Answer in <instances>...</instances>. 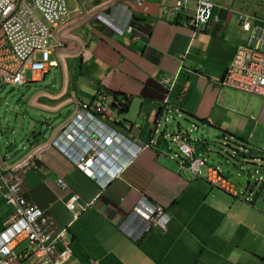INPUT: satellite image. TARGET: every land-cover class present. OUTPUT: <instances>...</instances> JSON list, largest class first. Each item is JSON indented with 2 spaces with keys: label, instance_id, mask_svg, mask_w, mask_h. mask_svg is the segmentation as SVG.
I'll return each instance as SVG.
<instances>
[{
  "label": "crops",
  "instance_id": "0c3cea01",
  "mask_svg": "<svg viewBox=\"0 0 264 264\" xmlns=\"http://www.w3.org/2000/svg\"><path fill=\"white\" fill-rule=\"evenodd\" d=\"M140 1L142 6L136 0L68 4L69 18L53 39L63 45L51 60L61 70L54 77L58 95H42L41 88L30 101L48 110L64 106L74 114L90 112L120 134L123 142L111 149L120 160L119 169L87 178L60 148L61 141L70 143L74 155L85 141L59 134L51 144L31 141L32 146L16 156L8 154L1 141L0 164L12 171L16 161L30 154L16 165L27 167L24 195L52 216L58 229H66L72 255L65 264H264V186L255 183L250 191V185L242 186L245 190L233 196L205 179L211 167L206 165L196 178L180 167L179 159L168 156L163 143H155L161 116L159 123L171 117L184 120L187 127L208 121L211 127L204 130L214 128L217 135L264 153V98L220 84L236 49L248 39L242 19L264 24V0H212L214 18L205 27L194 25L196 0L175 14L167 10L168 0ZM133 18L138 21L133 23ZM130 23L132 32H116L115 27L124 29ZM52 68L43 77L30 70L25 76L30 83H40ZM166 78L171 79L167 84ZM101 90L125 95V112L115 107L112 96L102 114L80 106L91 104ZM73 100L78 106L71 108ZM12 113L18 122L20 115ZM31 117L23 113V127ZM167 127L171 131L172 126ZM27 138L16 142L23 145ZM196 148L201 151L199 142ZM59 178L68 191L57 185ZM71 194L84 209L68 211L65 203ZM142 201L163 208L169 219L165 228L152 224L143 232L146 222L131 213ZM4 202L0 191V233L14 215V207ZM20 245L14 249L18 254L28 243L18 252ZM55 247L62 251L65 245Z\"/></svg>",
  "mask_w": 264,
  "mask_h": 264
},
{
  "label": "built area",
  "instance_id": "2783aa9c",
  "mask_svg": "<svg viewBox=\"0 0 264 264\" xmlns=\"http://www.w3.org/2000/svg\"><path fill=\"white\" fill-rule=\"evenodd\" d=\"M136 2L142 6L140 0ZM188 3L189 0H172L167 10L175 14ZM213 7L210 0H198L194 25L205 27L212 21ZM69 13L67 0H0V85L12 87L26 85L27 70L43 77L51 67L53 51L63 46L60 41L53 43L54 32L67 22ZM241 26L247 33L248 39L245 45L236 49L220 84L240 92L264 97V24L253 25L245 17ZM125 31L132 32L133 27L128 25ZM169 81L168 78L163 79L166 84ZM100 94L102 100H95L93 105L81 106L85 109L92 106L96 113H102L106 109L104 102L106 94L102 92ZM121 103L124 104L125 101ZM71 121V124L66 125L63 135L67 138L73 137L76 141L83 140L85 143L88 141L90 145L79 157L76 153L74 155L69 153L73 147L70 143L61 141L60 148L74 161L78 170L86 174L92 173L91 167L98 158L97 149L100 145L99 140L92 136L88 140L85 139V129L91 128L89 121L99 126H102V123L79 114H76ZM116 139L115 133H109L102 137L101 142L104 146L112 147ZM171 141L176 147V153L172 158L179 159L183 170L192 173L195 177H201L202 167L206 161L195 157L193 147L185 138L174 136L171 137ZM122 142L123 139L120 137L117 144ZM253 162L256 163L257 169H260L261 163H264V155ZM19 166H15L12 171H6L0 166V191L3 200L14 207V215L5 222L4 231L0 233V264H26L28 260H32V264H65L72 255L69 240L66 238V229H58L52 216L27 201L23 182V173L26 171L24 168L27 167ZM205 179L212 186L233 196L242 193L241 189H237L222 178L216 170L209 169ZM57 185L63 191L69 190L61 178L57 179ZM78 201L79 197L71 194L65 207L70 212H74L78 207L84 209L79 206ZM132 215L146 222L147 226L143 232L150 229L152 224L165 228L169 221L162 207L147 201L139 203ZM76 217L77 214L74 215V218ZM24 241H28V247L23 253H16L15 247ZM56 243L64 244L65 248L58 251L55 247ZM90 264L100 263L92 260Z\"/></svg>",
  "mask_w": 264,
  "mask_h": 264
},
{
  "label": "rangeland",
  "instance_id": "374dc122",
  "mask_svg": "<svg viewBox=\"0 0 264 264\" xmlns=\"http://www.w3.org/2000/svg\"><path fill=\"white\" fill-rule=\"evenodd\" d=\"M76 1V0H75ZM198 1V0H196ZM74 2V0H67V4H70ZM169 3H172V0H168ZM210 2L213 4L212 0H210ZM69 5V6H70ZM214 5V4H213ZM214 10V7H213ZM245 18V17H244ZM243 18V19H244ZM242 19V20H243ZM242 22V21H241ZM210 23V22H209ZM116 32L122 34L124 32V29H120L118 27H115ZM56 59L55 54H53V56H51V60ZM51 67L52 68L50 70V72L48 73L47 77L45 79H43L40 83H30L28 80L29 78L27 76L26 80L29 82L27 83V85L24 86H15L12 87L11 85H3L0 88V100H2L1 106H0V117H2L4 120L8 119V117L11 116V127H15L17 124L15 123L17 120L15 119V114L12 113V110H21L23 108V97L24 99L29 100L31 98L32 95H34L35 93H37L42 87H45L47 85H49V83H51L54 80V77L56 75V72H61L60 67L57 65L56 62L51 61ZM48 68V70L50 69ZM47 70V71H48ZM44 76V74H43ZM58 81L60 82V78L58 79ZM58 84L56 83L55 85H53L51 93L53 95V97L57 96L58 94H55V90L57 89ZM230 88V87H229ZM232 89V88H231ZM10 90H12V92L10 93ZM114 92V91H113ZM118 93V92H117ZM110 95L109 93L107 94V98ZM261 97V96H260ZM264 98V97H262ZM95 100H102V94L97 93L94 96ZM107 100V99H106ZM121 101L126 100L124 97H120ZM105 102V101H104ZM78 106V103L76 100L71 101V108L72 107H76ZM67 107H64L60 110L59 113H54V114H47V118L49 119L48 121V126L45 128V131L42 135V137L39 139V143H44L49 139V136L53 133V131L55 130L54 128L57 127L59 124H61L64 119H65V114L67 113L68 115L71 114V109L70 111H67ZM106 111V110H105ZM105 111H103L102 113H104ZM15 113V112H14ZM101 113V114H102ZM125 115V114H122ZM70 120H72L71 117ZM166 118V117H165ZM165 118L162 120V123L160 124V126H155V130L158 129V134H157V138L158 141H155V143L157 144V146L161 143H163L167 149V151L170 150V152L168 153L170 157H173L174 153H176V147L169 141L166 140L164 141L163 139H165V137L162 134V131L165 130V123L164 120ZM69 120V121H70ZM112 121H114L116 123V121L114 119L111 118ZM1 122V119H0ZM18 123V122H17ZM66 125H63L59 131L57 132V134L59 135H63ZM102 126L97 125L94 128H87L85 129L86 134L84 135L85 139L88 140V138L90 136H92L94 139L99 140V147L97 149L98 154V158L95 161V163L93 164V166L91 167L92 173L86 174L84 172H82L87 178L89 179H96L98 177H104L106 174H108L111 171H116L119 169L118 166V162L120 161L119 159H117L115 157V155L113 154L112 150L110 149V147L108 146H104L101 142L102 137H104L106 134L109 133H115L116 134V143L113 144V146H115L119 140H120V136L118 135V133L116 131H111L110 127H108L106 124H101ZM169 125V124H168ZM26 129L27 127L24 126L23 127V132L22 134L19 136L18 141L23 140L26 136ZM167 132H170V129L167 128ZM2 135V134H0ZM4 138L0 137V139H2V143L6 144L5 147L3 149H7L8 154H10V150H13V148L11 146H8L7 142L10 140V129L8 131H5V134L2 135ZM218 138H214V141L216 142V149L218 152H221V155L223 156V161L225 162V160L228 162V165L234 164V158H231V160H228V156L232 155V151L237 150L238 146L240 145L239 143H235L233 141H231L229 139V143L228 146L229 147H225L224 146V136L223 133H219L217 135ZM1 143V140H0ZM20 144L15 142V145ZM90 145V143L87 141L85 143V147H82L80 149H78V151L76 152L77 157L81 156V154L86 150L87 146ZM191 146L195 147V143H191ZM148 147V145H146L145 147H143L142 149H137L138 151L143 150L144 148ZM161 148H162V144H161ZM201 152L199 149L196 148V157L197 156H201ZM7 154V155H8ZM242 154H239L236 157V160H240V161H245L241 158ZM10 159V156L8 157ZM222 160V159H221ZM121 163L123 164V162L121 161ZM121 164V165H122ZM261 165H264V163H261ZM206 166L202 167V172L204 171ZM208 167H211L213 170H216L218 173H220L221 177L224 178L225 180H227L228 182H230L231 184H234L238 187V182L233 180V174L238 173L242 175V172L240 171L239 168L236 167H232V172L227 171L223 168H221L219 166V164L216 163H209ZM260 170L258 171V173L254 176H252V174L246 170H244L243 176H245L247 178L246 182L244 183V187L247 185V183L250 184V187L252 188V190L255 189V186H253L256 182V180H259V185H261V183L264 181V174L259 175ZM80 171V170H79ZM188 172V171H187ZM231 173V174H230ZM112 173H109V175ZM261 178V179H260ZM245 190V189H244ZM242 189V192L244 191ZM250 190V189H249ZM5 203V202H4ZM11 206V205H10ZM137 206V205H136ZM135 206V207H136ZM12 207V206H11ZM134 207V208H135ZM134 210V209H133ZM132 210V212H133ZM131 212V213H132ZM28 241H24V243H22V245H20L18 247V252L20 250H22V248H25L27 246Z\"/></svg>",
  "mask_w": 264,
  "mask_h": 264
},
{
  "label": "water",
  "instance_id": "95a60500",
  "mask_svg": "<svg viewBox=\"0 0 264 264\" xmlns=\"http://www.w3.org/2000/svg\"><path fill=\"white\" fill-rule=\"evenodd\" d=\"M90 14L87 16L89 17ZM56 84V79L54 78L53 82L45 87H42V91L40 92V94L42 95H51V89L53 87V85ZM12 92V90H10V93ZM53 97V95H52ZM32 98V97H31ZM24 99L23 97V108L20 110L22 111L24 114H30L32 117V119L27 120V123L29 124V126L27 127L26 130V136H28L27 140H25V144L21 145V144H17L15 145V142L17 141L20 133L22 132V127L24 124V118H23V113H20V111H15L12 110V112H15L16 115H20V118L15 122L17 125L15 127H11V125L9 124V120L10 117L8 118V120H6L5 122L3 121L2 117H1V122H0V134L4 135L5 131H8L10 129V136L14 135V138L12 140H9L7 143L8 146H11L13 148L12 151V155L16 156L19 153H21L22 151H24L26 148L25 146H32L31 145V141H36V144L38 143L39 139L42 137L45 128L48 126V121L49 119L47 118V114H54V113H59L61 109H57V110H48L43 108L42 106H34L32 104H30V101L32 99ZM2 103V100H0V105ZM65 119L64 121L59 124L57 127H55L53 133L49 136L48 142H44L45 144H48L51 142V140L57 135V132L59 131V129L67 124L70 120L71 115L69 114H65ZM67 118V119H66ZM161 120V116L158 120V122ZM172 126V129L170 131V133L175 134V135H179V136H184L186 138H189L190 140L193 139L194 142L197 144L198 142L200 143V149L202 151V156L206 158L208 163H216L219 164V166L227 171L232 172V167H236L239 168L240 171L242 172L241 174L235 173L233 174V180L238 182V187L241 188L244 183L246 182L247 178L245 176H243L244 170L250 172L252 174V176L255 175V172L257 170V167H255L254 163L250 160H246V161H239V160H235L234 164L228 165V162L225 160V162L223 161V156L221 155V152H218L216 149V142L214 141V138H218L216 132L214 131V128H211L210 131L204 130L202 127H208L210 128L211 125L208 121H204L201 122L198 125H192V127H187V122H185L182 119H175V118H171L167 124H166V128H168L167 126ZM17 129V131H16ZM38 131V132H36ZM195 132V134L193 133ZM2 135H0V137L4 138ZM5 139V138H4ZM2 141V139H0ZM7 149H5L6 151ZM249 154L247 155H243V159H250L252 157L258 156L259 155V151L255 148V147H249L248 149ZM30 154H26L24 155L20 160L16 161L15 165L21 163L22 161H24ZM228 160H231V156H228ZM222 159V160H221ZM13 166V167H14ZM231 174V173H230ZM250 184L247 183L246 186H249Z\"/></svg>",
  "mask_w": 264,
  "mask_h": 264
},
{
  "label": "clouds",
  "instance_id": "9594fccd",
  "mask_svg": "<svg viewBox=\"0 0 264 264\" xmlns=\"http://www.w3.org/2000/svg\"><path fill=\"white\" fill-rule=\"evenodd\" d=\"M129 25H131L132 27H133V25H132V23H130ZM127 27V26H126ZM126 27L124 28V31L126 30ZM202 27V26H201ZM133 30H134V28H133ZM171 80V79H170ZM101 92L102 93H105L106 94V99H107V92L106 91H103V90H101ZM100 91L98 92V93H101ZM94 101H95V99H94ZM93 101V102H94ZM125 101V103L124 104H122V103H120L124 108L126 107V105H127V103H126V100H124ZM93 102L91 103L92 105H93ZM120 102H122L121 100H120ZM116 103V102H115ZM82 104H80V106H81ZM115 107L116 108H118L119 110H120V108L119 107H117L116 105H115ZM78 108V107H77ZM76 108V109H77ZM92 108V107H91ZM106 109H107V107H106ZM105 109V110H106ZM99 114H101V113H99ZM71 115V118H72V120H74V117H75V115L76 114H74V113H71L70 114ZM171 119V117L170 118H165V120H164V123H165V130H163L162 131V134H163V136L165 137V139H163L164 141H166V140H169L171 143H172V141H171V137H174V136H179V135H175V134H172V133H168L167 132V128H166V124H167V122L169 121ZM71 121V120H70ZM70 121L67 123V124H69L70 123ZM72 122V121H71ZM102 123V122H101ZM103 124V123H102ZM160 124L161 123H159L158 122V124H157V126H160ZM158 129H156L155 130V133H158V131H157ZM79 131V130H78ZM112 131V130H111ZM74 135V134H73ZM120 135V134H119ZM72 136V135H71ZM56 137V136H55ZM54 137V138H55ZM120 137H121V135H120ZM179 137H181V138H185L186 140H187V142L189 143V144H191L192 142L193 143H195L194 142V140L193 139H189V138H186V137H184V136H179ZM52 139L51 140V142H50V144L55 140V139ZM73 138V137H72ZM122 138V137H121ZM224 146L225 147H229L228 146V144L227 143H229V138H226V137H224ZM173 144V143H172ZM196 144V143H195ZM114 146H112V147H110V149H112ZM191 147H193V146H191ZM251 147H253V146H251ZM248 149H249V146H247V145H242V144H240L239 146H238V148H237V150H234V151H232V155H231V158H234L235 160H236V157L239 155V154H242L241 155V158L243 159V155L245 154H249V152H248ZM193 150H194V155H195V157H196V153H195V147H193ZM264 155V153H260L259 152V155L258 156H255V157H252V158H250V159H243V160H250V161H252L253 162V160H255V159H258V158H261L262 156ZM201 156H202V153H201ZM198 158H201L200 156H197ZM172 158V157H171ZM172 159H174V158H172ZM202 159L203 160H205L206 161V163H205V165L204 166H208L209 165V163L207 162V160H206V158L205 157H203L202 156ZM240 161V160H239ZM254 163V165H256V163L255 162H253ZM0 166H2L1 164H0ZM3 167V166H2ZM256 167V166H255ZM262 167L264 168V165H262ZM4 168V167H3ZM211 170H213V169H211ZM220 174V173H219ZM202 177V176H201ZM201 177H196V178H201ZM211 185V184H210ZM212 186V185H211ZM233 186H235L234 184H233ZM212 187H214V186H212ZM216 188V187H215ZM217 189H219V188H217ZM237 189H242V187L241 188H238L237 187ZM221 190V189H220ZM223 191V190H222ZM152 204V203H151Z\"/></svg>",
  "mask_w": 264,
  "mask_h": 264
},
{
  "label": "trees",
  "instance_id": "16d2710c",
  "mask_svg": "<svg viewBox=\"0 0 264 264\" xmlns=\"http://www.w3.org/2000/svg\"><path fill=\"white\" fill-rule=\"evenodd\" d=\"M135 20H136V22L138 21V19L136 18V19H132V22L134 23L135 22ZM107 93H109L110 95H112V97H113V101H115V102H113V104L114 105H116L117 107H119L120 108V113H124L125 112V110H126V107L128 106V104H129V99H127L126 97H125V95H123V94H121V93H117V92H113V91H106ZM120 97H124V98H126V100H127V105H126V107L124 108L120 103ZM170 152V150L169 151H167V153H169ZM168 156H169V154H168ZM264 174V173H263ZM261 179V178H260ZM256 182V186H258L259 185V180H256L255 181ZM264 186V181L262 182V184H261V186ZM250 190H252V188L250 189ZM249 190V191H250Z\"/></svg>",
  "mask_w": 264,
  "mask_h": 264
},
{
  "label": "bare ground",
  "instance_id": "6f19581e",
  "mask_svg": "<svg viewBox=\"0 0 264 264\" xmlns=\"http://www.w3.org/2000/svg\"><path fill=\"white\" fill-rule=\"evenodd\" d=\"M94 111H95V110H94ZM95 113H96V112H95ZM78 114H79V115H82V116H87V118H93V119H95V118H94V115H93L92 113H90V112H83V111H80ZM97 114H98V113H97ZM258 171H259V169L256 170L255 175L258 173ZM262 174H263V170L261 169L259 175H262Z\"/></svg>",
  "mask_w": 264,
  "mask_h": 264
}]
</instances>
